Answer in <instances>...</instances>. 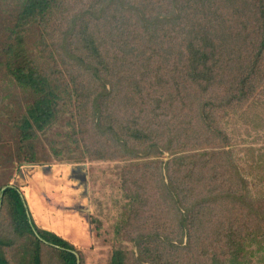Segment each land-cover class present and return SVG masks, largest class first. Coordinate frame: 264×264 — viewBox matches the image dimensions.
Here are the masks:
<instances>
[{"label": "trees", "instance_id": "obj_1", "mask_svg": "<svg viewBox=\"0 0 264 264\" xmlns=\"http://www.w3.org/2000/svg\"><path fill=\"white\" fill-rule=\"evenodd\" d=\"M16 3L5 57L14 82L32 99L17 124L21 142L54 122L66 94L46 72L45 57L59 75L68 72L66 87L73 88L78 108L94 107L96 127L105 123L103 107L109 116L110 104L99 102L111 103L115 91L122 113L136 109L121 126L122 136L116 135L123 142L117 157L172 155L161 196L170 226L158 219L149 223L141 208L132 209L125 225L136 226L134 235L124 236L138 249L137 257L115 250L110 264H247L248 249L264 238V183L251 181L229 149L188 152L217 139L228 145L221 118L234 113L233 105L251 102L264 109V0ZM33 26L43 32L35 42L39 57L25 44ZM214 90L221 95H211ZM2 204L11 211L14 233L33 238L32 264H41L39 240L60 250L62 264H77L67 241L35 225L39 238L34 236L17 188L4 191ZM0 264L9 263L0 255Z\"/></svg>", "mask_w": 264, "mask_h": 264}, {"label": "rangeland", "instance_id": "obj_2", "mask_svg": "<svg viewBox=\"0 0 264 264\" xmlns=\"http://www.w3.org/2000/svg\"><path fill=\"white\" fill-rule=\"evenodd\" d=\"M15 6L16 0H0V191L5 187L17 188L36 229L54 233L70 243L79 264H110L115 250L136 258L138 249L124 236L133 234L136 226L126 228L125 222L132 209L141 208L142 217L149 223L158 219L166 228L170 226L172 216L161 196L167 192L168 177L172 174L166 167L172 155L163 152L161 157L143 160L117 157L114 151L123 142H118L121 140L116 135L122 136L121 126L136 116V109L131 107L128 114L122 113V108L117 107L120 93L115 91L111 103L99 102L110 104L109 116L103 107L105 123L96 127L94 107L88 104L86 112L78 108L73 88L66 87L68 72L59 75V68L45 57L41 58L46 72L66 94L54 122L43 131L35 130L30 141L21 142L17 124L32 99L16 85L6 68L5 49L10 43L9 29L14 25L12 15L17 13L13 11ZM30 30L25 38L26 48L39 57L35 42L43 32L37 26ZM114 77L116 80L118 73ZM213 94L221 92L214 90ZM232 107L234 113L221 118L225 124L222 130L231 139L228 145L217 139V144L202 145L200 151L188 153L229 149L251 181L264 183V109L251 102ZM193 109L191 114L197 110ZM10 213L2 204L0 255L9 264H32L35 242L29 236L14 233ZM34 236L37 238L35 233ZM39 242L41 264H62L59 249ZM248 252L247 264H264V238L252 244Z\"/></svg>", "mask_w": 264, "mask_h": 264}, {"label": "water", "instance_id": "obj_3", "mask_svg": "<svg viewBox=\"0 0 264 264\" xmlns=\"http://www.w3.org/2000/svg\"><path fill=\"white\" fill-rule=\"evenodd\" d=\"M7 188H9V187H5V188H3V189L1 190V192H0V208H1V201H2L3 193H4V191H5ZM23 203H24V206H25V209H26V213H27V216H28V219H29V224L31 225V227H32V229H33L35 235L37 236V238H39V236H38V234L36 233V230L34 229V226H33V224H32V220H31V217H30V214H29V212H28V209H27V206H26V203H25L24 199H23ZM76 257H77V264H79V258H78V256H76Z\"/></svg>", "mask_w": 264, "mask_h": 264}]
</instances>
